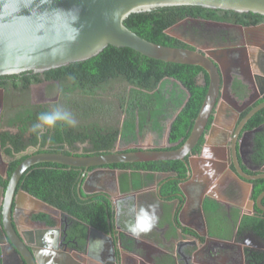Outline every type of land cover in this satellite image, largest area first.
Instances as JSON below:
<instances>
[{"label": "flooded vegetation", "instance_id": "flooded-vegetation-1", "mask_svg": "<svg viewBox=\"0 0 264 264\" xmlns=\"http://www.w3.org/2000/svg\"><path fill=\"white\" fill-rule=\"evenodd\" d=\"M243 13L247 14L231 18L224 14L218 17L189 15L168 30L190 46L185 48L212 57L221 73V90L204 141L198 146L199 141L191 155L204 159L192 162L189 175L185 161H182L186 167L184 174L177 169L141 170L139 187L132 182L128 186V182L122 180L124 173L131 174L130 169L105 166V169L122 171L119 178L111 172H99L88 185L92 192L81 190L79 194L83 198L104 195L111 201L112 214L107 218L106 228L88 225L85 231L75 230L70 216L45 205L29 220L20 214L15 226L32 246L43 250L42 261L52 259L56 264H264V197L261 203L257 202L258 196L264 193V177H259L264 175V108L241 125L247 114L264 102V18L258 22L249 12ZM23 73L0 76V177L3 179L8 177L12 161L22 155L45 152L81 155L89 146V142L81 140L72 144L52 142L56 134L47 127L39 139L36 133L29 131L40 113L19 114L28 104L38 107L36 109L53 110L65 108L66 103L60 99L57 80L31 83L29 98L25 99V94L18 89L24 84L10 80ZM209 81L208 72L202 69L197 75L198 84L209 87ZM8 118H14L15 124H9ZM258 120L261 122L256 123ZM21 125L29 129L22 132ZM6 131L11 134L7 135ZM82 133L79 131V135ZM166 142L167 146L149 148L164 149L175 144L169 138ZM118 145L119 140L114 151L128 149V146L120 149ZM237 163L245 176L237 170ZM96 168L99 167L89 171ZM83 172L84 169L82 175ZM6 187L0 182V211ZM20 190L23 189L17 188L15 198ZM139 190L142 191L135 193ZM129 197L138 207L158 205V223L139 238L125 230L124 225L130 218L117 215L114 207L116 201ZM14 206L15 202L13 209ZM44 208L50 209L46 214L53 224L34 218L36 214L45 213ZM23 222H34V228L22 231ZM0 226L4 264H22L8 243L1 223ZM212 226L220 232L215 234ZM94 239H105L99 259L87 251L89 240ZM53 250L59 255H53Z\"/></svg>", "mask_w": 264, "mask_h": 264}, {"label": "trees", "instance_id": "trees-1", "mask_svg": "<svg viewBox=\"0 0 264 264\" xmlns=\"http://www.w3.org/2000/svg\"><path fill=\"white\" fill-rule=\"evenodd\" d=\"M219 14L231 18L247 13L200 6H170L133 13L125 20V24L142 37L156 43L190 47L179 37L170 34L168 30L189 15L218 17ZM248 14L257 17L258 22L264 18L261 14L252 12ZM202 69L196 65L151 58L129 47L109 45L90 59L51 69L43 74L23 73L10 80L24 84V87L18 89L25 94V99L29 98L31 83L57 80L61 90L60 99L66 103L63 109L71 112L77 123L75 127H70L58 122L55 128H47L56 134L51 141L70 144L77 140L87 141L89 146L85 147L81 155H94L113 152L118 140L137 143L147 132H156L161 137L169 120L168 138L175 144L164 149L180 147L190 135L208 91V84L204 86L197 82V75ZM109 96L117 99L121 113L124 115L121 125L106 122L108 115L106 110L99 119L96 117L97 111L100 112L98 105L108 104L109 102L106 103L104 98ZM36 108L38 107L28 104V108L19 114L52 111L48 108L45 110ZM18 121L22 120L18 118ZM7 122L11 125L15 124L14 118H8ZM259 122L261 120L256 121ZM33 123H38V117ZM27 129H29L27 126H20L22 132ZM79 131L83 132L82 135H79ZM5 133L11 134L7 131ZM203 141L202 137L198 146H201ZM134 149L137 148L125 150ZM9 154L14 155L11 152ZM28 155H22L12 161L8 177L6 179L0 177V182L4 186L7 185L17 165ZM111 166L130 169L131 174L126 172L121 177L126 184L128 182V186L133 183L135 187L141 185L139 172L141 170L177 169L182 174L186 171L181 160L118 163ZM81 176L80 167L41 162L30 166L24 172L17 188L66 213L74 220L75 230L85 231L88 225L106 228L107 218L112 214L111 201L104 195L83 198L78 191ZM34 218L53 224V220L46 213L36 214ZM0 264H2L1 226Z\"/></svg>", "mask_w": 264, "mask_h": 264}, {"label": "water", "instance_id": "water-1", "mask_svg": "<svg viewBox=\"0 0 264 264\" xmlns=\"http://www.w3.org/2000/svg\"><path fill=\"white\" fill-rule=\"evenodd\" d=\"M170 6H200L264 16V0H0V76L23 72L42 73L90 59L113 45L129 47L143 55L166 62L200 66L208 72L210 78L206 97L191 133L178 148L142 147L94 155L45 152L31 154L21 161L8 181L0 211V223L8 243L22 264H56L52 259L42 261L40 254L43 250L32 246L15 226V220L18 221L20 214L30 219L41 206L55 208L24 190H20L15 198L19 180L30 166L53 162L80 167L84 172L78 191L88 193L92 192L88 185L99 172H111L116 175V179L119 178L122 171L105 169L107 165L181 160L185 161L189 175L192 162L204 159L203 156L191 155L205 135L217 105L221 90V73L217 64L204 52L156 43L142 37L125 24V20L133 13ZM263 108L264 102L252 109L241 125ZM236 166L239 173L245 176L238 163ZM93 167L99 168L89 171ZM263 197L264 193L258 196L257 202L261 203ZM25 202H28V212L23 208ZM52 253L59 255L55 250ZM4 261L2 252V264Z\"/></svg>", "mask_w": 264, "mask_h": 264}, {"label": "clouds", "instance_id": "clouds-1", "mask_svg": "<svg viewBox=\"0 0 264 264\" xmlns=\"http://www.w3.org/2000/svg\"><path fill=\"white\" fill-rule=\"evenodd\" d=\"M38 123L32 125L30 132L36 133L37 138L43 135L45 127L55 128L58 122L75 127L77 121L72 113L61 108L55 107L52 111L42 112L38 116ZM115 211L117 215L127 216L130 219L125 223V230L133 237L139 238L142 234L149 233L158 223V205L148 204L139 207L132 202V198L127 200H118L115 203ZM25 236V234H24ZM250 243V241H248ZM105 239L89 240L87 251L90 255L99 259L101 252L104 250Z\"/></svg>", "mask_w": 264, "mask_h": 264}, {"label": "rangeland", "instance_id": "rangeland-1", "mask_svg": "<svg viewBox=\"0 0 264 264\" xmlns=\"http://www.w3.org/2000/svg\"><path fill=\"white\" fill-rule=\"evenodd\" d=\"M179 30V29H178ZM180 32H182V28L180 29ZM190 38V37H188ZM57 89L55 90L54 94H56ZM114 91V90H113ZM105 102H109L105 106L103 103L101 105L99 104V111H97L98 115L96 117L99 119L101 117V114L103 113L104 110L108 112L106 122L115 124V125H121L124 115L121 113V109L119 108L118 101L115 99L113 96L105 97L104 98ZM103 105V107H101ZM108 106V107H107ZM104 117V114H103ZM104 120V119H103ZM110 126V125H109ZM169 126H170V120L166 123V129L164 131V134L159 137L156 132H147L144 136H141L139 141L137 143H125L124 141L119 140V145L117 146L120 149L123 148H130V147H150V146H167L168 143L165 141L164 138L168 136L169 133ZM45 210H50L49 208H44ZM53 214V210L51 211Z\"/></svg>", "mask_w": 264, "mask_h": 264}, {"label": "crops", "instance_id": "crops-1", "mask_svg": "<svg viewBox=\"0 0 264 264\" xmlns=\"http://www.w3.org/2000/svg\"><path fill=\"white\" fill-rule=\"evenodd\" d=\"M168 140V136L165 138V141H167ZM137 185H139V184H137ZM142 190H139V191H137V192H135V193H139V192H141ZM28 204V202H25V204H24V206H23V208H24V210L26 211V212H28V209H27V207H26V205ZM37 210L38 211H40V208L38 209L37 208ZM44 210V209H43ZM41 211H42V209H41ZM45 211V213L46 212H48V210H44ZM29 220V219H28ZM23 229H22V231H24V232H26V231H28V230H32V228H34V222L32 223V222H23ZM38 228H40V227H38ZM212 228H213V230H215L214 232H215V234H218V233H216V232H220V230L217 228V227H215V226H212ZM42 231V230H41ZM215 236H218V235H215Z\"/></svg>", "mask_w": 264, "mask_h": 264}]
</instances>
